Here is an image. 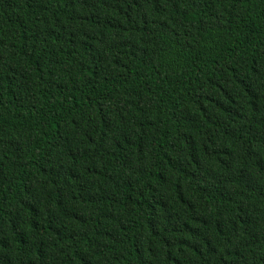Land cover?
Returning a JSON list of instances; mask_svg holds the SVG:
<instances>
[{
  "label": "trees",
  "instance_id": "1",
  "mask_svg": "<svg viewBox=\"0 0 264 264\" xmlns=\"http://www.w3.org/2000/svg\"><path fill=\"white\" fill-rule=\"evenodd\" d=\"M0 264H264V0H0Z\"/></svg>",
  "mask_w": 264,
  "mask_h": 264
}]
</instances>
